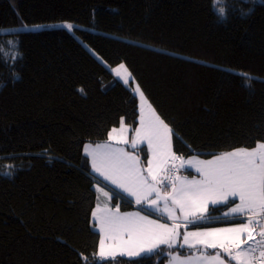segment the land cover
I'll return each mask as SVG.
<instances>
[{
    "label": "trees",
    "instance_id": "obj_1",
    "mask_svg": "<svg viewBox=\"0 0 264 264\" xmlns=\"http://www.w3.org/2000/svg\"><path fill=\"white\" fill-rule=\"evenodd\" d=\"M213 2L0 0V264H97L92 213L97 188L110 187L83 148L107 141L121 118L138 127L134 82L185 160L264 142V0H222L223 19ZM121 64L130 86L109 69ZM135 151L145 166L147 147ZM111 204L136 208L121 193ZM215 209L202 226H230L216 219L226 206ZM161 249L100 264H166L172 251H194Z\"/></svg>",
    "mask_w": 264,
    "mask_h": 264
},
{
    "label": "snow or ice",
    "instance_id": "obj_2",
    "mask_svg": "<svg viewBox=\"0 0 264 264\" xmlns=\"http://www.w3.org/2000/svg\"><path fill=\"white\" fill-rule=\"evenodd\" d=\"M220 4L221 0H214L213 7L223 19L227 10ZM61 26L69 32L74 29L71 23ZM115 72L126 85L129 83L131 74L124 64ZM242 75L251 81L249 74ZM135 92L140 100V126L134 130L130 147L138 149L146 143L151 154L147 167L139 154L123 147L109 143L84 147L92 171L120 190L97 191L109 201L113 195L126 193L142 206L137 212L120 213L119 206L113 210L107 202L103 207L97 204L92 213L101 237L95 254L97 264L116 261L118 256L141 257L162 251V245L194 250L185 256L172 255V264H264V142L222 152L209 160H185L172 150L173 130L156 114L139 86ZM127 133L121 118L120 128H113L108 138L116 144H129ZM184 168H194L200 179L177 175ZM209 205L226 206L222 217L216 219L231 221L230 226L203 227V222L210 219ZM156 213L161 219L149 218ZM189 225L197 230L179 231ZM209 249L218 251L209 254Z\"/></svg>",
    "mask_w": 264,
    "mask_h": 264
},
{
    "label": "crops",
    "instance_id": "obj_3",
    "mask_svg": "<svg viewBox=\"0 0 264 264\" xmlns=\"http://www.w3.org/2000/svg\"><path fill=\"white\" fill-rule=\"evenodd\" d=\"M139 123H140V121H139ZM127 128H128V133H127V136H128V140H129V144H116L115 143V141H110L109 140V138H108V140L107 141H105V142H102V143H98V144H105V143H109V144H113L114 146H116V147H123L124 149H125V151H128V152H132V153H134V154H137V152L135 151L136 149H132L131 147H130V143H131V140H132V138H133V136H134V132L132 133L131 132V129H130V127H128L127 125H125ZM139 126H140V124L138 125V127L137 128H139ZM120 128V126L118 127V128H116V129H119ZM111 132V131H110ZM88 144H90V145H92L93 147H95L97 144H92V143H87V144H85V145H88ZM85 145H84V147H85ZM141 146H146L147 147V145H146V143L145 144H142V145H138V148H140ZM83 154H84V156L86 157V159H87V161H88V163H89V169H90V171H91V173L94 175V176H96L98 179H100L101 181H103V183L104 184H106L108 187H110V188H112V189H114V190H116L117 192H119L120 190L119 189H115V186L114 185H109V182L108 181H105L104 179H103V177H101V176H99V174L98 173H95V172H93L92 171V167H91V162H90V158L85 154V152H84V148H83ZM150 156H151V154L149 153V159H150ZM140 159H141V157H140ZM144 166V165H143ZM145 168L147 167V164L144 166ZM188 170H190L189 168H187ZM191 171H194V170H191ZM195 172V171H194ZM196 173V172H195ZM145 175H147V173L145 172L144 173ZM197 174V173H196ZM179 175V174H178ZM180 176V175H179ZM182 176H186V175H182ZM188 177V176H187ZM193 178H196V179H199V178H197V177H188V179L189 180H191V179H193ZM99 188H103V187H99ZM104 190L105 191H108L107 189H105L104 188ZM121 194H123V195H125V196H127V194L126 193H122V192H120ZM110 195H112L111 193H110ZM98 197H99V200H98V202H97V204L99 203L100 205H101V207H103L104 206V202H107L108 203V206L111 208V209H113V210H115V208H116V206H112V204H111V200L109 201L106 197H104L100 192H98ZM128 197V196H127ZM128 198H130L132 201H134V198H132V197H128ZM236 202H239L238 200L236 201ZM134 204H135V201H134ZM97 206V205H96ZM135 206H136V208L135 209H133V210H129V211H122L120 208H119V211H120V213H133V212H137V211H140L141 210V205H136L135 204ZM218 206V205H217ZM138 207V208H137ZM211 207H215V206H212V205H209V207H208V209H210ZM96 210V207L94 208V210L93 211H95ZM145 213L143 212V211H141V215H144ZM177 214H179V212H177ZM154 215V216H153ZM153 215H151L149 218L150 219H161V217H160V215L158 214V213H156V214H153ZM92 222H93V226H94V228H95V230L96 231H98V233H99V225H98V222L92 217ZM161 222H163V220H161ZM168 223L169 224H171V221H168ZM228 227V226H227ZM186 230H188V231H195V230H190V229H184V228H181L179 231L181 232V233H183L184 231H186ZM101 238V237H100ZM161 247H163V245L161 246ZM174 254H177V253H175V252H170V259L168 260V262H167V264H172V255H174ZM145 255H148V253H145V254H143V256H145ZM221 255H223V253L221 254ZM183 256V255H182ZM119 257V256H118ZM117 257V258H118ZM122 258H129V257H122ZM132 258H135V257H132ZM132 258H130V259H132Z\"/></svg>",
    "mask_w": 264,
    "mask_h": 264
},
{
    "label": "rangeland",
    "instance_id": "obj_4",
    "mask_svg": "<svg viewBox=\"0 0 264 264\" xmlns=\"http://www.w3.org/2000/svg\"><path fill=\"white\" fill-rule=\"evenodd\" d=\"M221 4H222V0H221ZM18 30H32V28H25V27H22L21 29H18ZM96 55V54H95ZM98 57V56H97ZM99 58V57H98ZM99 60H101V58H99ZM102 61V60H101ZM126 67V66H125ZM117 68H119V66H117V67H114V68H109L111 71H112V73L114 74V76L116 77V79H118V80H120L123 84H125L124 82H123V80L120 78V77H118L117 75H116V72H115V69H117ZM129 72V71H128ZM122 75H123V72H122ZM133 81V79H132V76L130 77V79H129V83L127 84V86H130L131 85V82ZM126 85V84H125ZM138 85L134 82V86L132 87V88H134V91H135V89H136V87H137ZM136 93V92H135ZM137 94V93H136ZM138 95V94H137ZM139 96V95H138ZM139 121H140V118H139ZM140 124V123H139ZM192 158V157H191ZM197 159H200V160H206V159H202V158H198V157H196ZM213 158V157H212ZM212 158H210V159H212ZM190 159V158H189ZM190 169V168H189ZM190 170H194L195 171V169L194 168H191ZM182 172V171H181ZM196 172V171H195ZM197 173V172H196ZM198 175H199V173H197ZM183 174H180V176H182ZM197 178H199L200 179V177L199 176H197ZM154 216V215H153ZM190 226H192V225H189V227ZM152 254V253H151ZM222 254V253H221ZM148 255H150V254H148ZM143 256V255H142ZM135 258H137V257H135ZM170 259V257L168 258V260ZM168 262V261H167ZM167 262H166V264H167ZM232 264H235V262H232Z\"/></svg>",
    "mask_w": 264,
    "mask_h": 264
},
{
    "label": "water",
    "instance_id": "obj_5",
    "mask_svg": "<svg viewBox=\"0 0 264 264\" xmlns=\"http://www.w3.org/2000/svg\"><path fill=\"white\" fill-rule=\"evenodd\" d=\"M182 170V169H181Z\"/></svg>",
    "mask_w": 264,
    "mask_h": 264
}]
</instances>
